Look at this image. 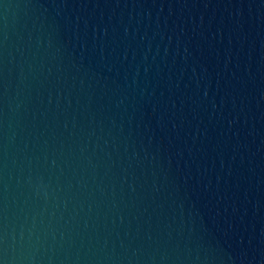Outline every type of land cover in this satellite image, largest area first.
<instances>
[{"label":"water","instance_id":"1","mask_svg":"<svg viewBox=\"0 0 264 264\" xmlns=\"http://www.w3.org/2000/svg\"><path fill=\"white\" fill-rule=\"evenodd\" d=\"M2 264H264V0H0Z\"/></svg>","mask_w":264,"mask_h":264},{"label":"clouds","instance_id":"2","mask_svg":"<svg viewBox=\"0 0 264 264\" xmlns=\"http://www.w3.org/2000/svg\"><path fill=\"white\" fill-rule=\"evenodd\" d=\"M0 264H2V262H0Z\"/></svg>","mask_w":264,"mask_h":264}]
</instances>
